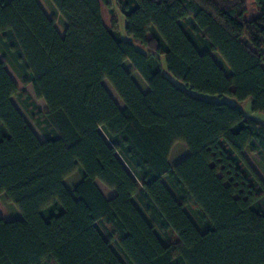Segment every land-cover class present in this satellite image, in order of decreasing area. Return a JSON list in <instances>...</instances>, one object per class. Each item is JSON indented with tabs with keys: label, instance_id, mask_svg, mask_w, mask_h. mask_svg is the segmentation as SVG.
<instances>
[{
	"label": "trees",
	"instance_id": "obj_1",
	"mask_svg": "<svg viewBox=\"0 0 264 264\" xmlns=\"http://www.w3.org/2000/svg\"><path fill=\"white\" fill-rule=\"evenodd\" d=\"M48 1L0 0V264H264V0Z\"/></svg>",
	"mask_w": 264,
	"mask_h": 264
},
{
	"label": "rangeland",
	"instance_id": "obj_2",
	"mask_svg": "<svg viewBox=\"0 0 264 264\" xmlns=\"http://www.w3.org/2000/svg\"><path fill=\"white\" fill-rule=\"evenodd\" d=\"M108 1H109L108 2L109 4L106 3L107 2L106 0H99L100 9H101V17H102V22H103L104 26L108 29V28H111L112 26L115 25L120 32L121 38L125 39V40H129L126 37L125 31H124L125 21H124L123 17L119 16V14L115 8V5H114V0H108ZM46 2L48 4V6L50 7V9L52 10L55 17L57 18L58 22L61 25L65 26V21L61 18V16L59 15V13L55 9V7L48 0H46ZM246 7H247V11H248L247 19H251L252 17H255L256 15H258L255 8L253 7V1L252 0L246 1ZM136 48L139 49L138 47H136ZM212 57L217 62V64L220 65L227 74H229L230 70L228 69V67L226 66V64L222 60V58L216 53H213ZM0 61H4V58L1 56V54H0ZM124 66L128 71L131 72L132 77L135 80V82L143 90H147L148 86L146 85L144 80L141 78V76L137 72H134L132 70L131 63L129 61H126L124 63ZM5 69L7 70V72L11 76V78L15 81L18 88L19 89L24 88L21 81L16 77L15 73L10 68V66L6 65ZM163 69L165 71V65H163ZM103 84H104L105 88L107 89V91L109 92V94L112 96L113 100L116 102V104L122 109L124 107L123 103L118 98V96L116 95L114 90L111 88V86L108 84V82L104 81ZM25 89L31 95V97L34 99V101L36 102V104L38 105L40 110L43 112H46L47 111L46 104L42 100L35 99L32 87L30 85H28L25 87ZM226 101L232 105L238 104L234 100H231V99H226ZM12 102L15 105V107L19 110V112L21 113V115L23 116L25 121L28 123V125L33 129V131L36 133V135L42 140L43 138H42L41 133L36 128L33 121L31 120L30 116L24 110V108L22 107L20 102L16 98H13ZM240 107L245 112V114H249L250 116H252L253 119H255L259 122H262L264 124V116L262 114L251 113L249 102L241 104ZM170 154L171 155L169 157L168 162L171 166H174L175 164H177L178 162L183 160L189 154V151H188V149L184 143L178 142L174 145ZM79 180H80V173L78 171H76L73 174H71L69 177H67L64 180V183L67 186V188H69V190H70V189H73V187L79 182ZM96 183H98V182H96ZM97 185H99V187H101L99 183ZM2 201H3L4 205L6 206V209H8L10 214L13 216V218L20 219L22 217L21 213L18 211V209L15 207V205L6 201L5 195L2 196Z\"/></svg>",
	"mask_w": 264,
	"mask_h": 264
},
{
	"label": "crops",
	"instance_id": "obj_3",
	"mask_svg": "<svg viewBox=\"0 0 264 264\" xmlns=\"http://www.w3.org/2000/svg\"><path fill=\"white\" fill-rule=\"evenodd\" d=\"M257 12V11H256ZM171 155V154H170ZM170 157V156H169ZM98 182V181H97ZM100 184L101 187H99V185L97 184ZM96 183V186L98 187V189L100 190V192L103 194V196L106 198V199H111L114 195H115V192L112 191V190H109L107 189L103 184H101L100 182ZM69 189V188H68Z\"/></svg>",
	"mask_w": 264,
	"mask_h": 264
}]
</instances>
